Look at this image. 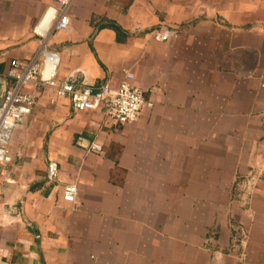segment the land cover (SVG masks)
<instances>
[{"label": "crops", "instance_id": "1", "mask_svg": "<svg viewBox=\"0 0 264 264\" xmlns=\"http://www.w3.org/2000/svg\"><path fill=\"white\" fill-rule=\"evenodd\" d=\"M49 5L0 0V103L12 60L59 56L55 85L23 86L35 103L0 171V264H264V0H72L69 29L43 37ZM127 72L154 106L125 124L57 93Z\"/></svg>", "mask_w": 264, "mask_h": 264}, {"label": "built area", "instance_id": "2", "mask_svg": "<svg viewBox=\"0 0 264 264\" xmlns=\"http://www.w3.org/2000/svg\"><path fill=\"white\" fill-rule=\"evenodd\" d=\"M72 0H55L57 5H49L42 20L35 27V32L43 37L49 34L50 29H69L70 15L68 12ZM156 40H166L170 31L165 27L153 31ZM38 56H42V62H37ZM59 62L56 52L41 48L36 57L28 62L14 59L8 71V76L13 80L8 84L6 93L0 103V171L11 161L12 155L9 148L12 132L16 124L31 110L35 103V97L31 93L23 91V86L32 82L44 84H56L55 74ZM57 93L61 96H69L72 106L77 110L97 109L100 110L106 122L121 125L127 121L138 119L146 108H152L154 101L147 98L144 90L135 83L134 75L127 72L118 85L106 83L96 89L90 85L83 84L75 86L68 81L56 85ZM92 151H101L102 145L98 142L90 144ZM58 165L55 160L48 163V176L50 179L56 177ZM259 176L251 174L244 179L243 194L245 204L250 199L257 186ZM6 181L11 182L9 177ZM79 186L75 182L64 186L63 200L75 203L78 199ZM240 243L243 248L241 259L244 261L248 247V232L245 227L241 230Z\"/></svg>", "mask_w": 264, "mask_h": 264}, {"label": "trees", "instance_id": "3", "mask_svg": "<svg viewBox=\"0 0 264 264\" xmlns=\"http://www.w3.org/2000/svg\"><path fill=\"white\" fill-rule=\"evenodd\" d=\"M109 23L111 24V26H113L117 30V32H119V33L123 32V29L117 23H115V22H109Z\"/></svg>", "mask_w": 264, "mask_h": 264}, {"label": "water", "instance_id": "4", "mask_svg": "<svg viewBox=\"0 0 264 264\" xmlns=\"http://www.w3.org/2000/svg\"><path fill=\"white\" fill-rule=\"evenodd\" d=\"M6 90H7V84L5 83V89H4V92H3V97H4L5 93H6Z\"/></svg>", "mask_w": 264, "mask_h": 264}]
</instances>
